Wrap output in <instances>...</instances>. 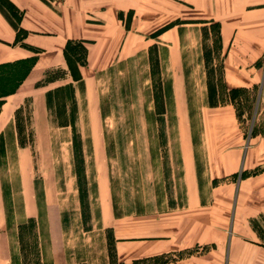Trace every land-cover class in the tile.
<instances>
[{
	"label": "rangeland",
	"instance_id": "obj_1",
	"mask_svg": "<svg viewBox=\"0 0 264 264\" xmlns=\"http://www.w3.org/2000/svg\"><path fill=\"white\" fill-rule=\"evenodd\" d=\"M0 6L14 21L17 15L10 16L6 3L0 0ZM182 10L187 9L173 0H148L141 20L135 23L129 22L131 10L119 14L128 29L124 33L122 28L115 29V23L101 26L102 37L92 52L86 53V64L79 66L81 82L73 83V104L66 105V116L61 107L55 108L52 95L46 97L53 88L46 85L68 79L66 75L59 78L65 70L63 60L62 66L45 69L30 90L20 87L15 95L5 97L6 105L0 113V229L12 252L16 227L22 224L18 236L24 249L23 262L35 260L31 249L36 235L31 227L34 219L38 220L43 245L48 238L45 208L58 225L55 235L59 233V241L75 237L79 219L80 226L92 232L89 237L85 233L83 242L97 246L101 208H110L115 216H138L141 209L153 207L158 201L156 193L181 191L178 143L188 142V114L192 143L196 144L200 107L217 106L218 101L230 99L246 142L257 130L264 133V121L253 126L257 103L252 98L256 88L228 92L229 88L222 86L220 45L213 41L215 28L208 32L201 25H179L186 21L178 14ZM172 24L179 25L183 52L184 94L175 100L168 73L163 78L160 72L157 74L155 44L148 46L145 55L146 43L139 37L154 36ZM97 28L89 26L87 38L83 39L87 49ZM24 35L18 33V43L38 49L26 44ZM32 57L22 59L19 67H25ZM177 73L180 76L179 70ZM53 79L57 80L51 82ZM67 94L61 92V100L62 96L66 100ZM38 95H43L40 115L32 103ZM68 118L71 124L57 123ZM261 165L240 172L255 173ZM201 169L198 162L196 170L200 173ZM240 172L229 177L228 182ZM221 180L215 178L205 186L199 179L197 189L219 190L217 182ZM165 200L169 205L180 201ZM210 212L218 216L219 205H213ZM107 233L106 229V239ZM201 247L204 246L196 247L197 251ZM108 252L112 260L110 247Z\"/></svg>",
	"mask_w": 264,
	"mask_h": 264
},
{
	"label": "crops",
	"instance_id": "obj_2",
	"mask_svg": "<svg viewBox=\"0 0 264 264\" xmlns=\"http://www.w3.org/2000/svg\"><path fill=\"white\" fill-rule=\"evenodd\" d=\"M8 1L21 13L18 26L25 31L23 41L38 47L30 49L15 41V29L0 6V63L34 57L28 73L9 96L15 95L20 87L30 90L45 69L62 66V47L67 39H85L89 26H98L88 45L90 54L102 37L101 26L115 23V29L122 28L124 33L128 29L122 25L119 14L131 10L132 24L141 20L142 8L148 6V0ZM173 1L187 9L178 13L186 20L179 25L206 28L208 23L218 22L223 85L256 88L253 126L258 127L264 121V0ZM179 25L172 24L154 36H139L146 43L145 55L148 46L155 44L161 78L168 73L174 100L184 94ZM32 103L33 110L40 115L43 95L35 96ZM5 105L4 99L0 113ZM235 116L230 103L200 107L198 140L193 144V128L187 114L188 142L179 141L177 148L182 190L156 193L158 201L153 207L141 209L138 216L134 213L115 216L110 208H101V238L97 246L83 242L85 233L89 237L92 232L84 230L79 219L75 237L59 241V233L55 235L58 225L45 208L48 237L45 245L40 240L37 218L35 222L32 220L31 227L36 231L31 246L35 260L23 262L24 249L18 236L22 224H18L12 252L5 232L0 229V264H264V165H261L264 133L257 130L246 142ZM198 162L202 164L200 173L196 170ZM258 165L261 169L255 173L238 175L228 182L240 170ZM215 178L222 179L217 182L219 190L197 189L199 179L209 186ZM168 198L180 201L169 205L165 200ZM216 204L218 216L210 212ZM199 246L204 247L197 251Z\"/></svg>",
	"mask_w": 264,
	"mask_h": 264
},
{
	"label": "trees",
	"instance_id": "obj_3",
	"mask_svg": "<svg viewBox=\"0 0 264 264\" xmlns=\"http://www.w3.org/2000/svg\"><path fill=\"white\" fill-rule=\"evenodd\" d=\"M6 3V8L10 11L9 14L10 16H13L16 14L17 16L14 17V21L9 22L13 25L15 29V41H18V33H25V31L18 26V21L20 19L21 13L19 10H17L8 0H1ZM7 17V16H6ZM215 28L214 34H213V41H216L219 44V24L218 22H210L206 26V29L208 32H210L211 28ZM86 53H87V46L84 42L83 39H67L64 42V45L62 47V57H63V62L65 66V70L62 72L61 76L59 78L64 77L65 75L68 77L66 81H63L62 83H57L55 82L53 84V88L48 90L46 93V97L51 96L55 98V108L61 107L63 110L62 115L66 116L64 109L66 105H69L68 107H71L73 104V83L74 82H81V74L79 71V66H83L86 64ZM20 60H16L13 62H5V63H0V107L5 99V97L13 94L15 90L17 89L18 85L21 83L25 75L28 73L29 69L31 68L34 57L31 58V61L28 62V64L25 65V67L20 68L19 65H21ZM7 68L8 70H5ZM3 71H6V73H2ZM157 74L159 73V69L156 68ZM54 80L57 79H53ZM57 83V84H56ZM46 84V83H44ZM44 84H39V85H44ZM49 84V83H48ZM56 84V85H55ZM222 86L225 88V86L222 84ZM160 89L162 90V86L160 85ZM239 89H247V88H242V87H237V88H229L227 89L228 92H233ZM254 88H251L249 90H253ZM61 92L65 93L67 92L66 100L63 101V96L61 100V95H59ZM45 93V94H46ZM256 99V93L254 94L252 98V102H254ZM60 101V102H58ZM48 102V100H47ZM224 102H229L233 105L234 110H235V115L237 116V111L235 105L232 103L230 99L224 100V101H218L216 104H222ZM161 112V111H160ZM160 112L157 110L156 113L160 114ZM55 118H57L55 116ZM59 125L65 124H71V121L68 119H64V121L57 122ZM256 172V171H255ZM254 173V172H253ZM250 174V173H249ZM242 172H240L239 176H243Z\"/></svg>",
	"mask_w": 264,
	"mask_h": 264
}]
</instances>
